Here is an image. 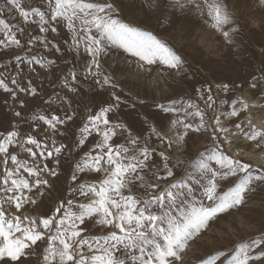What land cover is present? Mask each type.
<instances>
[{
	"label": "snow or ice",
	"instance_id": "6c2138e0",
	"mask_svg": "<svg viewBox=\"0 0 264 264\" xmlns=\"http://www.w3.org/2000/svg\"><path fill=\"white\" fill-rule=\"evenodd\" d=\"M5 2L9 11H16L25 24H38L41 33H57L55 25H63L70 34L69 52L75 53L79 59L83 48V53L89 58L84 65V78L94 77L98 85H112L111 76L103 75L100 69L101 57L109 55L113 49L135 58L142 71L154 65L176 72L183 67L182 57L166 42L152 32L123 21L115 0H44L45 10L39 7L26 10L22 0ZM175 4L181 9L194 8L201 18H204L206 10L205 24L231 43V34L237 29L225 30V26L232 25L234 21L222 0H175ZM260 4L264 5V0H260ZM155 6V0L148 5ZM2 12L0 9V14ZM0 29L4 36L0 45L7 42L21 47L13 26L4 19H0ZM36 39L46 49L51 44L56 52L61 51L47 38ZM15 59L19 62L17 67L24 63L47 69L56 63L35 55L27 59L17 55ZM69 76L73 82L78 81L74 69L69 71ZM11 83L16 84V79L13 78ZM65 87L76 91L67 79ZM250 87L258 89L259 98L264 100V85L260 80L254 78ZM0 89L16 97V92L3 79H0ZM217 90L227 93L230 89L228 84H224L217 86ZM27 91L36 95L35 88L29 87ZM196 91L201 94V99L206 96L207 106L212 108L216 102L211 95L212 88ZM112 98L116 103H109L89 114L79 128L80 138L69 151H74L75 147L82 148L93 133L99 138L93 149L85 152L74 164L70 180L76 186L69 189L68 198L60 201L50 215L33 216L24 210L44 197L49 184L46 176L57 175L47 161L54 159L59 164L58 157L66 145L56 146L54 137L56 134L64 135L58 126L72 121L73 115L66 113L63 119L55 114L50 118L37 114L32 116L33 121H42L47 126L45 133H52L48 137L53 145L51 149L31 134L22 138L17 130L0 136V165L3 166L0 173V264H20L22 258L35 253L38 242L46 245L42 264H181L193 239L206 231L219 216L243 206L248 193L257 185L264 184V169H253L250 163L229 156L224 147L231 145L232 136H242L261 147L264 145V129H257L250 121L245 125L238 120L233 130L221 123L219 115L209 127L205 123L204 112L183 99L156 106L174 117L168 127L173 136H166L155 126L151 134L170 148L173 144L185 142L190 133L203 130L210 134L214 146L199 153V158L191 162L190 170H186L181 179L163 186L152 182L173 177L174 167H170L171 161L165 152L159 151L166 170L161 174L152 163V156L158 150L147 145L141 147L139 138L133 137L127 126L111 121L110 114L120 106V97L113 94ZM226 103L229 102L221 101V104ZM249 106L242 98L233 99L229 104L230 110L223 115L226 119L239 118ZM251 106L258 104L254 101ZM15 115L20 117L22 114L16 112ZM196 118H199L198 123H194ZM117 130L121 135L128 132L127 144L132 147L112 142ZM13 146L27 153L29 159H21L17 153L11 152ZM181 163L176 161V164ZM153 168L157 170L153 171ZM86 173L100 178L91 183L80 182V176ZM230 177L238 179L226 190H221L223 182ZM137 191L143 194L139 195ZM96 228L106 230V234H90ZM262 243L264 241L254 239L251 243L237 244L234 254L225 264H250L264 260V251L252 254L253 249ZM224 255V252H219L201 260L200 264H215Z\"/></svg>",
	"mask_w": 264,
	"mask_h": 264
},
{
	"label": "rangeland",
	"instance_id": "374dc122",
	"mask_svg": "<svg viewBox=\"0 0 264 264\" xmlns=\"http://www.w3.org/2000/svg\"><path fill=\"white\" fill-rule=\"evenodd\" d=\"M152 2L153 0H115L123 21L152 32L166 42L182 57L183 67L176 72L154 65L151 69L142 71L137 67L135 58L113 49L109 55L101 57L100 69L103 75L111 76L113 87L96 84L94 77L84 78V65L89 58L83 53V48L79 59L75 53L69 52L70 34L63 25H55L57 33H41L38 24H25L16 11H9L5 0H0V9H3L0 19L13 26V32L21 41L19 48L7 42L0 45V79L16 92V97L13 98L10 93L0 89V136L17 130L22 138L31 134L47 143L48 149H51L53 145L48 137L52 133H45L47 126L42 121H33L32 116L37 114L50 118L55 114L63 119L66 113L73 115L72 121L58 126L64 135L56 134L54 137L56 146L61 143L66 145L63 154L58 157L59 164L54 159L47 161L57 175L46 176L49 184L44 197L24 211L33 216L50 215L60 201L68 198L69 189L76 186L70 180L74 164L85 152L93 149L99 137L93 133L82 148L75 147L74 151L68 149L80 138L79 128L87 121L89 114H94L109 103H116L112 98L113 94L120 97V106L110 114L111 121L127 126L132 136L139 138L141 147L147 145L158 150L152 156V163L161 174H165L166 170L159 151H164L169 157L170 167H174L173 177L166 181L152 180L162 186L184 177L186 170H190L191 162L199 158V153L212 148L214 142L210 134L202 130L200 133H190L185 142L166 147L165 143L151 134V129L155 126L166 136H173L168 127L174 117L157 108L158 104L168 105L171 101L181 99L191 101L204 112V120L209 127L219 115L221 123L233 130L238 120H242L245 125L250 121L257 129H264V100L259 98L258 89L250 87L254 78L264 85V5L260 4V0H222L234 21L232 25L225 26V30L233 27L237 29L231 34V43L205 24L206 10L204 18H201L194 8L181 9L175 4V0H155L156 6L148 7ZM22 6L26 10L32 7L45 10L44 0H22ZM37 37L47 38L61 51L56 52L51 44L46 49ZM0 39H4L2 29ZM17 55L25 59L35 55L56 63L47 69H42L37 64L24 63L17 67ZM73 69L78 76L77 82H73L69 76V71ZM13 78L16 79V84L11 83ZM102 78L101 76L100 79ZM65 79L76 89L75 92L65 87ZM224 84L229 85L227 93L217 90V86ZM29 87L36 89L35 96L27 91ZM208 87L212 88L211 95L216 101L212 108L207 106L206 96L201 99V94L196 91ZM237 98L249 103V108L239 118L226 119L223 114L230 110L231 100ZM222 100L229 103L221 104ZM21 101L24 102L23 106ZM254 101L258 106H251ZM16 112L22 115L17 117ZM198 122L199 118H196L194 123ZM119 132L117 130L118 134L112 142L132 147L127 144L128 132L123 135ZM224 147L229 156L250 163L253 169H264V145L256 147V142L247 141L242 136H232L231 145ZM10 151L17 153L21 159H29L28 154L17 146L11 147ZM178 160L182 163L176 164ZM9 166L11 167L10 163ZM157 168H153V171ZM2 169L3 166L0 165V173ZM99 178L86 173L80 176V182L91 183ZM236 179L238 177L228 178L223 182L221 190L232 186ZM137 194L143 193L137 191ZM196 195L199 197V191ZM90 234H106V230L96 228ZM254 239L264 241V184L257 185L248 193L243 206L219 216L210 223L206 231L193 239L181 264H200L201 260L219 252H224L225 255L219 257L215 264H225L234 254L237 244L251 243ZM45 246L38 242L35 253L22 258L20 264H42ZM259 251H264V243L254 248L252 254ZM250 264H264V260Z\"/></svg>",
	"mask_w": 264,
	"mask_h": 264
}]
</instances>
